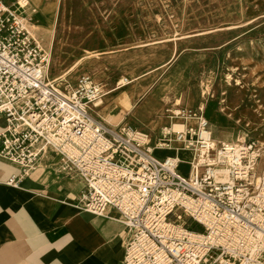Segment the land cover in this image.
Here are the masks:
<instances>
[{"label":"built area","instance_id":"obj_1","mask_svg":"<svg viewBox=\"0 0 264 264\" xmlns=\"http://www.w3.org/2000/svg\"><path fill=\"white\" fill-rule=\"evenodd\" d=\"M27 4L0 0V157L20 171L8 184L18 186L50 149L59 173L83 180L75 208L118 212L122 264H264V145L216 139L204 104L167 109L170 122L157 133L97 120L84 106L102 100L105 86L87 73L72 85V70L50 76ZM157 149L176 154L158 158ZM182 150L192 153L187 177Z\"/></svg>","mask_w":264,"mask_h":264},{"label":"rangeland","instance_id":"obj_2","mask_svg":"<svg viewBox=\"0 0 264 264\" xmlns=\"http://www.w3.org/2000/svg\"><path fill=\"white\" fill-rule=\"evenodd\" d=\"M28 1L33 3V6L29 5L31 9H26L32 24L49 27L47 16L54 19L52 32L39 30L35 37L51 55L50 76L59 77L63 71L72 70L74 62L83 58L82 64L72 70L66 80L74 85L80 74L87 73L105 86L106 93L115 86L117 88L124 68L112 63L114 55L126 52L138 56L142 53L137 50L149 48L145 53H152L156 49L151 47L167 48L162 56L157 55L155 65L160 57L167 55L171 59V50L173 54L177 49L179 57H186L190 64L196 65L188 73L180 92L192 90L197 97L193 99L194 105H201L202 100L204 105L214 102L218 111L235 124L234 130L223 131L212 126L214 137H220V140L233 137L234 141L251 139L264 145V0ZM40 12L45 17L42 15L36 22V14ZM91 54L100 55L87 58ZM175 64L169 62L165 69L169 70ZM228 74L234 78L226 99L230 109L222 111L219 106L221 83L229 85ZM131 77L137 80L133 73ZM238 77L243 80V88L235 85ZM203 82L205 86H202ZM202 87L209 90L205 91V99L201 96ZM174 99L173 95H167L165 106L152 118L169 119L165 112L173 107ZM256 101L263 107L262 114L255 112ZM180 102L188 105L186 99ZM176 104L174 107L183 108ZM212 108L209 110L211 116ZM90 109L94 118L105 121L98 117L99 109L91 106ZM131 115L117 114L107 120L119 125L127 123ZM133 119L144 124L135 117ZM209 121L216 120L212 116ZM175 154L173 150L157 149L154 152L158 158ZM182 159L178 170L187 177L191 165L187 159ZM263 167L264 160L259 168Z\"/></svg>","mask_w":264,"mask_h":264},{"label":"crops","instance_id":"obj_3","mask_svg":"<svg viewBox=\"0 0 264 264\" xmlns=\"http://www.w3.org/2000/svg\"><path fill=\"white\" fill-rule=\"evenodd\" d=\"M42 15L41 12L36 14V22ZM153 48L159 51L145 53L149 49L146 48L137 50L142 53L138 56L126 52L114 55L112 63L124 66L120 76L132 82L122 88L109 89L102 99L103 104L95 107L105 122L112 124L108 118L132 113L127 120L157 133L170 122L165 117L152 118L165 106L167 95L175 97L178 107L200 106L193 104L197 97L192 90L180 92L188 73L196 65L190 64L186 57H179L177 49L173 54L171 50V59L166 55L153 65L157 55L162 56L167 50L159 46ZM169 62L176 63L170 67V72L165 69ZM201 96L205 99L204 90ZM185 99L188 105H181L180 101ZM214 107L217 122L209 121L211 125L217 131L234 130V122L221 114L216 104ZM134 117L147 127L133 121ZM3 126L5 120L0 118V132ZM221 140L234 141V138ZM39 162V167L18 186H11L8 181L20 173L19 168L0 157V264H122L127 230L119 221L118 212L112 210L106 217H96L79 211L75 203L83 189V180L59 173L58 157L50 149L40 156Z\"/></svg>","mask_w":264,"mask_h":264},{"label":"bare ground","instance_id":"obj_4","mask_svg":"<svg viewBox=\"0 0 264 264\" xmlns=\"http://www.w3.org/2000/svg\"><path fill=\"white\" fill-rule=\"evenodd\" d=\"M27 2H28V4H27V6H26V8L27 9H31V7L30 6H33L32 4H30L29 3V1L27 0ZM30 5V6H29ZM35 5V4H34ZM36 6V5H35ZM32 12H35V10L34 9H32L31 10ZM37 11V10H36ZM49 11V10H48ZM48 11L46 12V15H47V13H48ZM47 18H48V21H49V27H43V26H40V25H36V24H32L31 22H29L28 24H27V27H28V30H29V32L31 33V35H32V37L33 38H35L36 37V34H38V33H36V32H38L39 30H44V31H46V32H52L53 31V28H54V19L53 20H51V19H49V17L47 16ZM41 28H43V29H41ZM36 33V34H35ZM35 40L38 42V43H40L36 38H35ZM178 40V39H177ZM97 55H100V54H91V55H89L87 58H90V57H94V56H97ZM83 58L82 59H80V60H78V61H75L74 62V66H73V68H72V70H74L75 68H77V67H79L81 64H82V62H83ZM63 74H61L59 77H62L64 74H65V71H63L62 72ZM59 77H57V78H59ZM124 79H125V77H119V81L117 82V88H115V89H118V88H121L122 86H124V85H122V83H123V81H124ZM234 80V78H233V76L231 75V74H228L227 75V82L229 83V85H226V84H222L221 83V85H222V97H221V99H220V101H219V106H220V109L222 110V111H225L226 109L227 110H229L230 109V107L228 106V103L226 102V99H227V96L229 95V92L231 91V89L233 88L232 86H231V82ZM206 84L204 83V85L203 86H205ZM236 86H238L239 88H243V86H245L244 84H243V80H242V78L241 77H238L237 79H236V84H235ZM229 87L231 88V89H229ZM203 90H204V88H203ZM208 91L209 92V90L208 89H206V90H204V96H205V93ZM106 94V93H105ZM210 94V93H209ZM256 103H257V105H255V109H256V111L255 112H258L259 114H262V111H263V107H262V105L258 102V101H256ZM101 104H103V100H99L98 102H96L95 104H87V105H85L84 106V109L90 114V112H92V110L90 109V106L92 107V108H95V107H98V106H100ZM203 104V103H202ZM179 109H181V108H177V107H172V108H170V110L172 111V113H177L178 111H179ZM95 112V111H94ZM264 112V111H263ZM264 114V113H263ZM98 117L99 118H101L99 115H98ZM97 120H99L98 118H96ZM103 120V119H102ZM103 122V121H102ZM180 156L182 157V158H185V159H187V160H190L191 159V157H192V153L190 152V151H187V150H182L181 152H180ZM39 160H40V158H39ZM39 163L40 162H38L37 163V165H36V168H38L39 167ZM35 168V169H36Z\"/></svg>","mask_w":264,"mask_h":264},{"label":"trees","instance_id":"obj_5","mask_svg":"<svg viewBox=\"0 0 264 264\" xmlns=\"http://www.w3.org/2000/svg\"><path fill=\"white\" fill-rule=\"evenodd\" d=\"M214 106H215V103L210 102L205 108V116L207 117L208 120H211V118L213 116V114H212V116L209 114V112H210L209 110H210L211 107H213L212 109H213V112H214V109H215ZM210 122L214 123V121H210Z\"/></svg>","mask_w":264,"mask_h":264}]
</instances>
